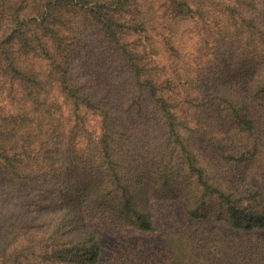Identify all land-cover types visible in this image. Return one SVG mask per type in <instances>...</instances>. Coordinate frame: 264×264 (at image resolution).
<instances>
[{"label":"trees","instance_id":"trees-1","mask_svg":"<svg viewBox=\"0 0 264 264\" xmlns=\"http://www.w3.org/2000/svg\"><path fill=\"white\" fill-rule=\"evenodd\" d=\"M0 264H264V0H0Z\"/></svg>","mask_w":264,"mask_h":264},{"label":"rangeland","instance_id":"rangeland-1","mask_svg":"<svg viewBox=\"0 0 264 264\" xmlns=\"http://www.w3.org/2000/svg\"><path fill=\"white\" fill-rule=\"evenodd\" d=\"M154 49H155V53H154L155 58L158 60V62H160L162 65H164L165 68L171 73L170 66L167 63L168 62V54H169L168 50L169 49L166 47V45L164 46V43H162L160 40L155 41ZM160 210L165 215L170 214V216L173 218L171 221H169L170 223H167L166 221L161 219L164 222V225L166 227H171V226L179 227V226H181L179 223L183 222L184 215H183L182 208H181L179 203L171 202L168 205H166L165 207L162 206L160 208ZM99 224L103 228L100 231V233H101L102 240L105 241L104 248L109 249L111 247L110 242H112L113 230L110 228V226H107L108 224L105 222H100Z\"/></svg>","mask_w":264,"mask_h":264}]
</instances>
